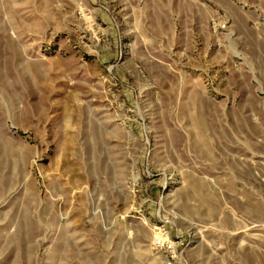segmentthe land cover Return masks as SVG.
Returning a JSON list of instances; mask_svg holds the SVG:
<instances>
[{
	"label": "rangeland",
	"instance_id": "rangeland-1",
	"mask_svg": "<svg viewBox=\"0 0 264 264\" xmlns=\"http://www.w3.org/2000/svg\"><path fill=\"white\" fill-rule=\"evenodd\" d=\"M0 264H264V0H0Z\"/></svg>",
	"mask_w": 264,
	"mask_h": 264
}]
</instances>
